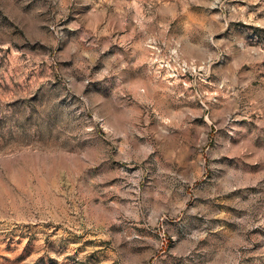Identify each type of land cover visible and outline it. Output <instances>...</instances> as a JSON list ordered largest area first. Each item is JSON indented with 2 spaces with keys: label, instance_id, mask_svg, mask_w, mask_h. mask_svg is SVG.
I'll use <instances>...</instances> for the list:
<instances>
[{
  "label": "rangeland",
  "instance_id": "374dc122",
  "mask_svg": "<svg viewBox=\"0 0 264 264\" xmlns=\"http://www.w3.org/2000/svg\"><path fill=\"white\" fill-rule=\"evenodd\" d=\"M0 264H264V0H0Z\"/></svg>",
  "mask_w": 264,
  "mask_h": 264
}]
</instances>
